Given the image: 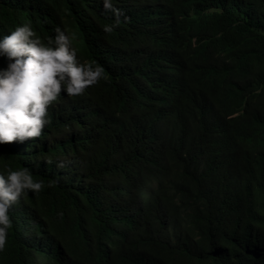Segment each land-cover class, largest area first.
I'll list each match as a JSON object with an SVG mask.
<instances>
[{"label": "trees", "instance_id": "1", "mask_svg": "<svg viewBox=\"0 0 264 264\" xmlns=\"http://www.w3.org/2000/svg\"><path fill=\"white\" fill-rule=\"evenodd\" d=\"M20 23L104 74L0 145L42 185L0 264H264V0H0Z\"/></svg>", "mask_w": 264, "mask_h": 264}, {"label": "clouds", "instance_id": "2", "mask_svg": "<svg viewBox=\"0 0 264 264\" xmlns=\"http://www.w3.org/2000/svg\"><path fill=\"white\" fill-rule=\"evenodd\" d=\"M103 3L105 8L112 7V0ZM113 27L105 24L103 31L109 33ZM72 39L60 27L54 35L41 38L29 23L0 34L4 62L0 66V145L39 138L49 123V106L59 95L80 96L103 78V66L95 60L81 61ZM41 186L26 166L0 169V248L11 225L8 210L22 196L39 192Z\"/></svg>", "mask_w": 264, "mask_h": 264}]
</instances>
